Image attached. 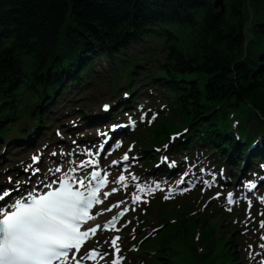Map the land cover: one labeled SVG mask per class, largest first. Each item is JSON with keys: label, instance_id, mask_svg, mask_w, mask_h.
Masks as SVG:
<instances>
[{"label": "trees", "instance_id": "16d2710c", "mask_svg": "<svg viewBox=\"0 0 264 264\" xmlns=\"http://www.w3.org/2000/svg\"><path fill=\"white\" fill-rule=\"evenodd\" d=\"M214 2L0 0V139L24 116L44 127L51 100L73 88L99 54L114 60L159 39L163 81L176 93L182 121L160 122L155 135L205 124L212 126L208 141L236 154L241 147L225 125L230 112L264 118V0H224L223 14ZM229 239L235 246L219 220L196 215L164 228L150 247L159 245L157 264H239L234 250L217 248ZM199 242L208 246L204 255Z\"/></svg>", "mask_w": 264, "mask_h": 264}, {"label": "snow or ice", "instance_id": "6c2138e0", "mask_svg": "<svg viewBox=\"0 0 264 264\" xmlns=\"http://www.w3.org/2000/svg\"><path fill=\"white\" fill-rule=\"evenodd\" d=\"M104 109L107 111L109 105H104ZM164 147L166 149L167 145ZM88 155H92V153L89 152ZM32 159L34 162H38L40 157L33 156ZM128 159V155L125 154L123 160ZM163 159L166 161L167 157ZM95 163L97 161L89 160L82 163L80 167L87 168ZM113 163L115 164L116 161ZM170 166L174 167L175 162H172ZM27 170L26 168L25 171ZM36 171L39 169L37 168ZM56 171H60V169L57 168ZM72 171L75 172L76 169L73 168ZM188 175L189 173L185 172L177 183H185V177ZM128 179L129 177L122 174L113 182L127 188ZM130 179L137 181L140 178L132 175ZM11 180L12 178L9 177V182ZM214 182L215 177L211 181H203L209 187ZM22 183L24 182L19 179L16 181L17 190ZM108 183L107 174L102 177L100 171H93L90 175L85 173L83 178L65 177L56 188L47 185L46 187L50 190L44 194L29 193L28 197H20L10 203L0 204V264H83L84 261L88 260L98 264V259L103 260L104 256L109 255V253H102L97 249H85V244L92 236H95L100 225L91 228H84V225L94 219L91 210L95 205L102 203L101 190ZM192 186L195 187V182L192 183ZM247 186L250 189L256 187L254 183ZM136 190L138 193L151 195L160 190V184L145 181L137 183ZM189 190L187 187L183 189V191ZM12 191L13 189H5L0 193V201L9 197ZM111 191L116 192L117 189L112 188ZM109 195V192L103 193L105 198ZM219 195L218 193L217 197ZM164 198H171V190L169 195ZM226 200L229 205L239 202L236 194L231 192L227 194ZM140 201L141 196L134 194L132 202L138 203ZM261 202L264 203V200ZM249 205H251V201H249ZM112 207H119V205ZM107 211H111V207ZM125 211L126 209L113 216L106 227L118 231L116 224L119 218L125 214ZM261 228H264V221L261 222ZM120 241V236L111 239L112 255L115 256L112 264H120ZM82 249L84 250L82 251Z\"/></svg>", "mask_w": 264, "mask_h": 264}, {"label": "rangeland", "instance_id": "374dc122", "mask_svg": "<svg viewBox=\"0 0 264 264\" xmlns=\"http://www.w3.org/2000/svg\"><path fill=\"white\" fill-rule=\"evenodd\" d=\"M251 13V12H250ZM253 18V17H251ZM69 24V21H68ZM154 48H158V43L155 41V39L147 40L144 43L141 44H134L131 46L129 54L124 57H115L114 60H111L106 55L99 54L96 59H93V65L88 67V70L92 74L93 77L97 79H101L103 81L108 80V78L111 76V74H114L115 69H122L121 67L128 64L130 62V57L134 56L135 58H138L140 60H143L146 62L144 68L148 67L150 65V62L147 60V56H150L148 52H151ZM90 79V78H89ZM92 79V78H91ZM94 83V82H92ZM73 97V93L71 95L65 94L59 101H57L56 106L54 107L56 110H61L64 113L63 107L65 105H68L72 102L65 100L66 98ZM76 101V100H74ZM53 117V116H52ZM257 122V121H256ZM258 123V122H257ZM223 221V229L225 232L229 231L228 224L226 221L222 218ZM205 244V243H204ZM206 246V245H205ZM207 247H205L206 249ZM220 249V248H219ZM186 250L181 248L178 250L180 253H184ZM183 261V259H182Z\"/></svg>", "mask_w": 264, "mask_h": 264}, {"label": "water", "instance_id": "95a60500", "mask_svg": "<svg viewBox=\"0 0 264 264\" xmlns=\"http://www.w3.org/2000/svg\"><path fill=\"white\" fill-rule=\"evenodd\" d=\"M214 7H215V9L221 8V13L222 14L225 13L226 7L224 4V0H216L214 3Z\"/></svg>", "mask_w": 264, "mask_h": 264}]
</instances>
